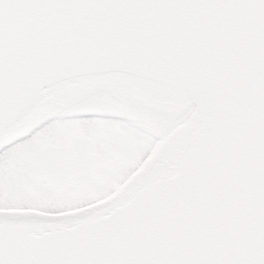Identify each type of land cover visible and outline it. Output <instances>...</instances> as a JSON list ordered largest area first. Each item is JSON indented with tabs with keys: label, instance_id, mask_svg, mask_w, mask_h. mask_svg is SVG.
Returning a JSON list of instances; mask_svg holds the SVG:
<instances>
[{
	"label": "water",
	"instance_id": "water-1",
	"mask_svg": "<svg viewBox=\"0 0 264 264\" xmlns=\"http://www.w3.org/2000/svg\"><path fill=\"white\" fill-rule=\"evenodd\" d=\"M108 90L197 110L109 199L0 211V264H264V0H0V152Z\"/></svg>",
	"mask_w": 264,
	"mask_h": 264
},
{
	"label": "rangeland",
	"instance_id": "rangeland-1",
	"mask_svg": "<svg viewBox=\"0 0 264 264\" xmlns=\"http://www.w3.org/2000/svg\"><path fill=\"white\" fill-rule=\"evenodd\" d=\"M69 119H54L0 155V208L58 212L89 204L125 181L157 142L126 120Z\"/></svg>",
	"mask_w": 264,
	"mask_h": 264
},
{
	"label": "bare ground",
	"instance_id": "bare-ground-1",
	"mask_svg": "<svg viewBox=\"0 0 264 264\" xmlns=\"http://www.w3.org/2000/svg\"><path fill=\"white\" fill-rule=\"evenodd\" d=\"M79 105H88V102H76V103H73L67 107H65L59 114L58 116H65V113L66 111L72 107V106H79ZM191 114H188L187 116H185L182 120H179V121H174L172 122V126H171V129L164 135V136H157V142L155 144V147L160 144V142L167 136L169 135L176 127L184 124L189 118H190ZM132 123L136 124V125H139V126H143L145 129H147L148 132L152 133V134H155L153 131H152V125H153V122H149V124H147L145 121L143 120H130Z\"/></svg>",
	"mask_w": 264,
	"mask_h": 264
},
{
	"label": "flooded vegetation",
	"instance_id": "flooded-vegetation-1",
	"mask_svg": "<svg viewBox=\"0 0 264 264\" xmlns=\"http://www.w3.org/2000/svg\"><path fill=\"white\" fill-rule=\"evenodd\" d=\"M56 119H58V118H56ZM56 119H55V121H56ZM75 118H73V119H69L68 121H71V120H74ZM53 121V120H52ZM51 121V122H52ZM51 122H49V124L51 123ZM31 138V137H30ZM75 139H76V141H79V135L77 134L76 136H75ZM27 140V139H26ZM26 140H24V141H26ZM23 142V141H22ZM19 144V143H18ZM17 145V144H16ZM15 145V146H16Z\"/></svg>",
	"mask_w": 264,
	"mask_h": 264
}]
</instances>
